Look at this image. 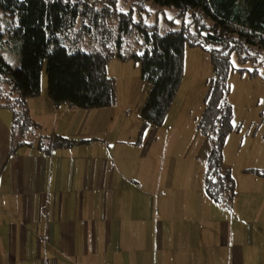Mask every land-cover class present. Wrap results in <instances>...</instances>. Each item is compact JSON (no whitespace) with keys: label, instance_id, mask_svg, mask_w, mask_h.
<instances>
[{"label":"crops","instance_id":"0c3cea01","mask_svg":"<svg viewBox=\"0 0 264 264\" xmlns=\"http://www.w3.org/2000/svg\"><path fill=\"white\" fill-rule=\"evenodd\" d=\"M26 103L41 130L13 154L0 105V264H264V203L253 212L238 190L226 206L189 180L177 193L116 100L82 109L41 88ZM42 135L90 140L46 153Z\"/></svg>","mask_w":264,"mask_h":264},{"label":"trees","instance_id":"16d2710c","mask_svg":"<svg viewBox=\"0 0 264 264\" xmlns=\"http://www.w3.org/2000/svg\"><path fill=\"white\" fill-rule=\"evenodd\" d=\"M142 2L173 8L180 26L161 33L156 24L135 21L132 8L117 10L115 0H0V48L15 41L20 54L15 66L0 54V105L12 114L9 154L31 145L28 136L41 130L30 117L26 101L40 92L43 66L47 95L53 103L91 109L115 102L114 79L106 72L108 60L115 56L139 61L140 77L150 85L139 111V140L147 126L160 125L164 119L181 80L185 46H199L209 54L213 70L197 121V128L210 140L203 186L209 198L228 206L236 194L221 157L223 141L233 129L227 101V74L233 68L230 56L235 52L239 63H250V69L239 67V72L257 74L259 62L264 60V0H135L136 5ZM106 18L117 21L113 44L106 40L112 35L104 24ZM93 29L99 36L96 50H83L68 38L72 30L84 36ZM132 30L140 37V48L126 53L121 50L124 36ZM114 44L118 49H111ZM89 140L42 135L36 144L49 153Z\"/></svg>","mask_w":264,"mask_h":264},{"label":"rangeland","instance_id":"374dc122","mask_svg":"<svg viewBox=\"0 0 264 264\" xmlns=\"http://www.w3.org/2000/svg\"><path fill=\"white\" fill-rule=\"evenodd\" d=\"M88 1L92 3L99 0ZM138 6L147 9L135 8ZM114 7L123 12L132 8L135 21L141 19L146 24H156L161 33L180 26L181 20L176 18L175 10L171 7H158L151 2L136 5L135 0H115ZM104 24L112 29V35L106 39L107 43H115L116 19L106 18ZM76 31L72 30L68 38L83 50L99 48L96 29L84 36L77 35ZM139 40V35L132 30L124 36L121 50L126 53L138 50ZM111 47L113 50L118 49L115 44ZM0 54L15 66L20 55L19 44L11 40L5 42L0 48ZM230 59L233 68L227 74V101L232 108L233 129L222 144V168L229 170L244 206L250 202V210L256 212L262 210L259 204L264 203V60L259 62L257 74L249 76L247 71H238L239 67L250 69L249 62L239 63L235 52L231 53ZM106 72L114 79L115 100L123 107V114L129 117L132 125L138 124V133L139 111L150 88L140 77L139 61L113 56L107 62ZM212 76L209 54L199 46L186 45L181 80L164 119L160 125L147 126L142 134L145 146L148 144L150 149L154 148L159 153L158 164L161 165L162 176L168 167L174 169L177 184L180 185L176 189L177 193L183 192L185 181L189 180L192 189L205 194L203 177L210 140L197 128V121L204 107L207 80ZM41 88L46 92L44 66L41 70ZM240 210L248 213L239 207Z\"/></svg>","mask_w":264,"mask_h":264}]
</instances>
